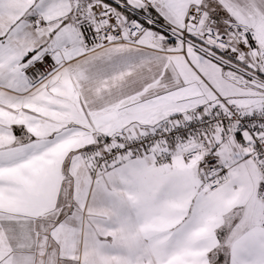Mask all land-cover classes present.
I'll return each mask as SVG.
<instances>
[{
    "label": "snow or ice",
    "instance_id": "6c2138e0",
    "mask_svg": "<svg viewBox=\"0 0 264 264\" xmlns=\"http://www.w3.org/2000/svg\"><path fill=\"white\" fill-rule=\"evenodd\" d=\"M0 264H264V0H0Z\"/></svg>",
    "mask_w": 264,
    "mask_h": 264
}]
</instances>
